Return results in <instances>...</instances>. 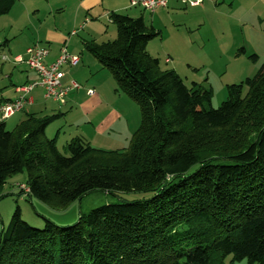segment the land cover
I'll use <instances>...</instances> for the list:
<instances>
[{
	"label": "trees",
	"instance_id": "16d2710c",
	"mask_svg": "<svg viewBox=\"0 0 264 264\" xmlns=\"http://www.w3.org/2000/svg\"><path fill=\"white\" fill-rule=\"evenodd\" d=\"M15 4L0 0V17ZM110 19L117 38L86 42L85 50L140 106L142 126L126 149L96 150L79 136L62 153L46 134L62 113H27L13 131L2 119L0 199L9 178L22 173L26 194L50 206L94 192L152 197L103 205L69 227L46 221L35 229L18 208L0 234V264H226L229 257L230 264H264V65L228 86L214 109L211 87H187L148 52L161 32L143 14ZM69 95L60 103L44 91L60 107Z\"/></svg>",
	"mask_w": 264,
	"mask_h": 264
},
{
	"label": "rangeland",
	"instance_id": "374dc122",
	"mask_svg": "<svg viewBox=\"0 0 264 264\" xmlns=\"http://www.w3.org/2000/svg\"><path fill=\"white\" fill-rule=\"evenodd\" d=\"M192 1H201L199 4L201 11L194 14L179 15L176 18L179 21L177 29H164L161 37L149 42L148 52L159 59L163 71H175L187 87L190 88L194 83L203 87H211L214 92L211 107L218 109L228 97V86L238 85L247 79L254 78L264 65V0ZM18 8L11 16L0 17V101L14 97L13 90L23 86V79L27 75L37 77L34 73L29 72L30 68L26 65L27 54L24 51L31 38V33L27 32L25 36H20L15 41L9 42L7 39L8 28L16 18L19 19L17 17L19 13L16 12ZM136 11L138 17L132 18H140L143 14L147 24L151 25V13L140 8H137ZM100 25L102 27L101 31L98 32V43L111 42L117 38L115 25L108 21H102ZM104 25L109 27V32H104ZM83 38L85 39V35L82 33L75 37L74 41L81 43ZM81 48L82 46H80ZM241 49H244V53L241 52ZM17 55L23 56L26 59L25 62L14 63ZM86 55L87 53H85ZM4 57H7L8 61H4ZM253 57H256L255 60ZM102 71L100 74L102 86L99 88L103 92L91 87L94 91L96 89L95 94L104 95H102L103 105L89 112L92 125L94 128H98L101 120L111 112L112 106L117 107L127 119L124 118L120 122L117 120L113 127H107L109 129L104 131L113 132L114 135L105 133L102 137L97 136L96 138L92 129L85 126L79 127L78 121H81L79 114L68 116L70 106L60 107L56 104L54 108H50L53 112L50 115L62 113L63 116L49 125L46 134L49 139H55L60 133L57 146L62 153L64 147L72 139L79 136L88 141V137L94 140L95 144L91 146L96 150L110 152L122 150V148L126 149L129 147L130 141L124 145L123 138L126 136L130 125L136 131L142 126L143 118L140 106L124 93L118 91L117 83L107 69ZM108 80H110V85ZM35 94L42 96V89L34 90L33 95ZM48 105L53 104L49 103ZM44 107L46 108V105ZM24 113L26 114V112ZM24 113L21 115L25 116ZM31 113L39 116L46 115L34 111ZM16 126L13 125V121H9L6 128L8 131H13ZM111 140H122L119 145L121 147L118 145L103 146L98 143L100 141L101 144H104L105 141ZM26 182V173L17 174L9 178L2 188L0 234L4 228L8 227L14 212L18 208L21 210L22 219L35 229H43L46 221H50L59 227H69L80 220L81 214H87L103 205L145 201L152 197L150 193L144 192L118 193L116 195L94 192L67 207L50 206L36 198H30L26 194L28 193L25 186ZM21 190L24 194L21 193ZM230 260L229 257L226 264H230ZM234 264L248 263L247 260H243Z\"/></svg>",
	"mask_w": 264,
	"mask_h": 264
},
{
	"label": "crops",
	"instance_id": "0c3cea01",
	"mask_svg": "<svg viewBox=\"0 0 264 264\" xmlns=\"http://www.w3.org/2000/svg\"><path fill=\"white\" fill-rule=\"evenodd\" d=\"M17 7H19L16 11L19 13L17 16L19 19L16 18L8 28V41H15L18 37L25 36V33L30 32L31 38L26 44L24 51L27 53L29 47L37 43L46 47L49 50V55L45 61L47 65L55 62L64 48H66L69 54L79 56L80 61L77 66H69L63 69L65 73L63 79L64 85H69L71 80H76L82 85L81 90L74 91L69 95L67 105L70 106V111L68 112V116L79 114L81 120L78 121L79 127L85 126L92 129L96 138L97 136L102 137L105 133L114 135L113 132L104 131L109 129L107 127H113L117 120L120 122L124 118L127 119L126 116L115 106L111 107V112L101 120L102 122L98 128H94L92 125L89 112H91L92 109H96L98 106L103 105L104 101L102 97L103 94L99 96L96 93L94 96H89L87 90L92 89L91 87H95L98 91H102L99 87L102 86V77L100 74L103 72V67L99 65V62L91 54L85 51L84 43L90 41L98 42V32L101 31L102 27L100 24L102 21H108L112 24L110 19L111 13L115 12L126 14L131 17H138V12L136 11L137 8H131L129 0H16L15 6L7 16H11ZM199 8V6L192 7L188 3H184L182 0H168L166 8L159 9L151 14V25H148L154 27L157 31H160L162 35L164 29H177V23H179V21L176 18L179 15L200 12L201 10ZM74 30L78 31L77 35L71 37L70 34ZM109 30V27L106 26L104 32H109ZM82 33L85 35V39L83 38L81 43L74 41V38ZM80 46H82V51ZM85 53H87L86 56ZM16 57H21L24 61L26 60L21 55H17ZM29 70L32 74L34 73L31 69ZM34 74L36 75V73ZM37 77L27 75V77L24 78L23 76V86L36 82L38 79ZM107 82L110 85V80ZM33 92L30 95L33 103L28 106L26 110L17 113L8 120H5L6 125L9 124V121H13V125H18L26 118V114L31 113V111L36 113L40 112L46 115L53 113L50 108H54L56 104L44 98V91L42 96L38 94L33 95ZM12 93L14 94V97L1 101L6 102L15 100L18 95L14 90ZM49 103H52L53 105L49 106ZM44 105H46V108ZM24 112H26V114ZM22 113H24L25 116H22ZM2 121V118H0V123ZM136 132L137 131L134 130V127L130 125L126 136L123 138L124 145H127L128 141H131ZM59 136L60 133H58L56 137L57 142ZM88 139L90 144L94 146V140H91L89 137ZM121 141L122 140L105 141L104 144H101L99 141L98 143L103 146L118 145V147H121L119 146Z\"/></svg>",
	"mask_w": 264,
	"mask_h": 264
},
{
	"label": "built area",
	"instance_id": "2783aa9c",
	"mask_svg": "<svg viewBox=\"0 0 264 264\" xmlns=\"http://www.w3.org/2000/svg\"><path fill=\"white\" fill-rule=\"evenodd\" d=\"M131 8H140L149 13H155L157 10L167 7V0H129ZM192 7L199 6L201 1L182 0ZM76 30L72 31L71 37L77 35ZM27 65L36 73L38 80L23 87H16L14 91L19 95L15 100H11L0 105V116L3 120L12 118L17 113L24 111L30 106L33 101L30 94L38 87L45 91V98L54 102L64 103L70 92L79 90L81 87L76 81H71L69 85L63 84L65 66L75 67L79 61V56L71 55L64 48L58 59L47 65L46 58L49 55V50L40 45H34L27 50ZM8 61L7 57L3 58ZM24 60L21 57H16L14 63H22ZM25 62V61H24ZM94 90H88V95L93 96ZM28 189V188H26ZM29 192V190H28Z\"/></svg>",
	"mask_w": 264,
	"mask_h": 264
}]
</instances>
